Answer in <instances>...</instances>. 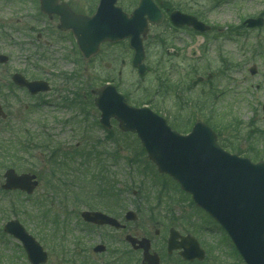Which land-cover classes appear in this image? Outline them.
Segmentation results:
<instances>
[{"label": "rangeland", "instance_id": "obj_1", "mask_svg": "<svg viewBox=\"0 0 264 264\" xmlns=\"http://www.w3.org/2000/svg\"><path fill=\"white\" fill-rule=\"evenodd\" d=\"M65 1L79 12L81 9L88 12L94 2ZM187 1L192 3L193 12L203 13L202 16L214 25V30L206 34L186 35L166 25L156 29L154 33L163 32L169 40L165 45L156 38L149 40L146 48L149 70L140 75L132 65L133 51L127 41L104 45L98 57L85 61L68 34L62 41L56 40L61 36L60 32L57 33L56 22L51 23L42 15L35 0H0V54L10 57L7 64L0 65V84L7 81L13 72L21 71L29 78L50 79L52 85L50 92L36 97L23 90H18L16 97H10L15 95L8 92L0 95V103L9 114L6 122L0 119V145H4L0 151V189L4 172L9 167L18 172L32 170L40 179V186L29 197L17 192L0 191V264H30L20 241L3 231L5 223L13 218H18L49 252L46 264H69L68 259H73L76 264H102L111 255L94 254L96 244L106 243L110 251L114 247L126 248L124 244L111 243L110 229L84 226L79 219V213L88 208V201L108 212L105 200L84 193L81 196L78 180L76 185L70 186L68 195L52 192L55 178L50 169L52 148L38 149L29 146L28 142L23 145L25 135L21 134L24 130L31 132L38 143H43L47 136L56 145H61L62 153L84 150L90 143V139L86 141L89 134L91 141L101 140L107 152L114 151V145L107 146L109 143L102 139L104 131L96 124L100 111L94 105V97L89 94L90 88H98L109 79L119 85L122 93L132 94L134 101H149L148 106L175 127H181V131H188L195 121L207 122L213 128L218 127L219 141L229 149L251 158L262 155L264 159V138L258 130H264V57L251 53L252 47L260 39L264 40V27L248 30L247 27H240L244 19L264 12V0H224L220 4L215 0ZM38 31L48 32L44 39L53 40V43L45 45L43 41L38 42ZM205 46H208L206 54L203 53ZM166 48L171 52L180 51L176 54L178 57L166 53ZM228 63H233L232 68ZM254 64L258 73L251 75L249 68ZM61 73L70 76L69 80H64ZM210 73L213 74L211 83L191 86L197 76L206 78ZM165 75L169 80L179 81L184 90L175 93L165 87L160 89ZM79 87L82 105H89L88 125L80 123L78 108H67L63 104L65 97H72L73 91ZM210 92L215 94L214 101ZM73 118L77 122H64ZM119 139L124 147L121 156L109 153L104 164L107 174L118 180L122 190L120 197L116 194L117 207L113 210L123 221L128 209L137 212L139 218L129 223L130 229L153 240V249L161 253L162 264H183L177 253L171 256L165 253V240L170 227H176L184 234L192 233L201 240L207 258L199 264H245L223 232L210 234L200 229L203 226L214 227L212 220L191 203V198L173 179L160 175L136 136L121 135ZM26 146L27 150H24ZM125 155L138 160L134 162V168L126 166ZM61 158L71 164L76 159L78 164L82 161L81 156L57 155L58 161ZM93 165L96 166L95 163ZM136 169L140 172L137 173ZM71 170L70 175H73ZM96 171L94 168L91 174ZM127 181L134 182L129 192L124 187ZM86 189L90 191L93 187L87 186ZM66 197L68 199H64ZM56 216L59 224L55 221ZM55 226L58 228L55 229ZM82 227H87V232L80 231ZM54 234L53 242L51 238ZM132 256L137 259L135 253ZM85 260L88 261L85 263Z\"/></svg>", "mask_w": 264, "mask_h": 264}, {"label": "water", "instance_id": "obj_2", "mask_svg": "<svg viewBox=\"0 0 264 264\" xmlns=\"http://www.w3.org/2000/svg\"><path fill=\"white\" fill-rule=\"evenodd\" d=\"M40 2L44 13L50 17L53 14L60 16L59 28L73 32L85 59L96 55L105 41L117 42L130 38L135 50L133 63L141 74L145 72L142 38L148 33L145 17L148 16L153 22H160L162 17L152 0H142L131 16L116 6L117 0H101L93 16L76 14L60 0ZM171 19L176 25L187 24L199 31L209 29L196 17L180 11L173 12ZM247 22L249 26H261L264 20L249 19ZM7 61V56L0 55L1 63ZM252 73H255V69ZM13 80L20 86L28 87L33 94L49 90L47 82H29L18 73L13 76ZM200 80L198 78L197 81ZM94 93L97 94L95 104L102 112V125L110 128L111 119L115 118L122 131L136 133L158 170L177 180L185 191L193 195L196 204L227 230L245 262L264 264V161L254 163L249 158L225 151L217 143L215 131L204 122H197L187 135L178 133L165 118L150 108L129 106L113 85H104ZM0 116L6 117L1 106ZM38 184L36 175H19L14 169H8L2 187L31 194ZM83 217L87 221L121 227L118 220L101 212L85 211ZM126 217L129 220L137 219L133 211H129ZM5 231L22 241L33 264L47 261L44 248L19 220L6 223ZM128 240L134 248L144 249L147 264H159V257L149 253L151 245L148 239L138 240L129 236ZM175 249H183L180 254L187 260L205 257V251L195 237L181 236L178 231L171 229L169 252ZM95 250L103 251L104 247L99 246Z\"/></svg>", "mask_w": 264, "mask_h": 264}, {"label": "trees", "instance_id": "obj_3", "mask_svg": "<svg viewBox=\"0 0 264 264\" xmlns=\"http://www.w3.org/2000/svg\"><path fill=\"white\" fill-rule=\"evenodd\" d=\"M162 84H166L168 86H171L170 89H173L174 87L179 86L177 82L173 83V82H169V81H163ZM79 98H80V96L77 94L75 99L68 100L67 102H69L73 105H78ZM88 106H89L88 104L82 105V101H81V106H80L81 116H83L85 114V117H83V119H82L83 122L88 121V111L86 110ZM96 124H98V123L96 122ZM223 126H225V125H223ZM214 127L218 128L216 126H214ZM178 129L180 130L181 127ZM121 135L127 136L129 134L122 133L117 129L109 130L107 132V134L104 138V142L109 143L108 144L109 146H110V144L114 145V147H113L114 151H112V152L106 151V146L103 145L104 143L101 140L96 139L94 141H91L92 137L89 134L87 135L86 141L90 139V143H88L86 145L87 147L84 150H81V152L75 151V152H64V153H62L60 151L61 145H56L55 143H53L51 138H49V139L45 138L43 143H38V140L36 138H32L31 136H29V139L24 141V143L26 145L28 142L29 146L31 145L32 147L38 148V149H40L42 147L46 148V149L52 148V149H50V152H51L50 163H51L52 177L53 176L55 177V178H53V181H52V182H54V184H52L53 188L54 187H61L62 185H64L65 187H68L69 185L73 186V184L76 185L75 181L78 180V182L81 183V186L78 185V187L81 190H85L86 187L89 185H91L93 187V189L90 190V192L88 194H96V193L100 194V195H104V194L116 195L117 194L118 196H120L122 194V190L120 189V187L117 183L118 180L113 179L110 175L107 174L108 173L107 168H105L104 164H105V156H107L109 153L115 154L116 157L121 156V151H122L121 149L122 148L124 149V147H122V145H121V142H118L120 140L119 136H121ZM0 139H1V137H0ZM7 140H11V139H7ZM3 148H4V145H0V151H2ZM24 150H27V148H24ZM57 155L60 157H63V155L66 157L81 156L82 161L80 164H78V162H77L78 159H76V161H73L72 164L68 160H66V159L64 160V158H61V160H63V161H61V160L58 161ZM261 156L255 155L252 157L254 159H259ZM123 158H124V162H125L126 166L130 167V168H134V162L138 161L133 156L125 155V156H123ZM93 162L98 163V170L96 171V173L93 176H91V172H92L91 163H93ZM75 164H78V165L76 166ZM68 168L72 169L71 173L73 175H70V171ZM88 171H90V172L88 173ZM136 172L138 173V172H140V170L136 169ZM74 175L76 176V178L74 177ZM84 178H85V180H84ZM133 185H134L133 181H127L124 184L126 192H129L132 189ZM116 188H118V189H116Z\"/></svg>", "mask_w": 264, "mask_h": 264}, {"label": "flooded vegetation", "instance_id": "obj_4", "mask_svg": "<svg viewBox=\"0 0 264 264\" xmlns=\"http://www.w3.org/2000/svg\"><path fill=\"white\" fill-rule=\"evenodd\" d=\"M89 1V0H88ZM142 0H117V5L121 6L122 9L127 12L128 14H132L133 11L139 6V4L141 3ZM157 8L162 12L163 14V20L161 22V24H155V23H150L149 27H150V31L149 34L147 36V39L145 40V43H148V41L153 40L155 38H157V40H164V37L162 35V32H158V33H154V31L156 29L162 28L163 26H167L170 28H173L176 31H179L181 34H188V33H192V34H196L197 32L194 31L192 32L190 29L186 26L183 27H175L173 26L171 20H170V15L173 11L177 10L180 11L182 13L188 14V15H193L195 17H197L199 20L205 22L208 25H211V23L209 21H207L203 16H202V12H193L192 8V3L187 1V0H177V3H174L175 0H152ZM224 0H217V3L220 4L221 2H223ZM100 0H94L93 4L91 5V9L88 12L83 11V9H81V14H93L98 5H99ZM97 3V4H96ZM70 4V3H69ZM71 5V4H70ZM148 16H146L147 18ZM59 18L57 16H53L52 19H50V21L52 23H54L55 21H57ZM215 27L214 25H211V30H213ZM198 34V33H197ZM44 36V32H39L38 33V39H42ZM46 42V41H45ZM47 44V42H46ZM167 52L169 53L170 50L168 49ZM180 51L176 50V54H179ZM108 66V65H107ZM101 210V209H100ZM107 214H109L110 216L116 217L117 215L115 213H117L116 211L113 210L112 207H110L108 212H105ZM116 215V216H115ZM125 216V215H124ZM119 216H117L116 218H118ZM122 223H125V228L122 229H114L113 227H110L108 225L105 226H99V225H95V224H91V223H86L87 225H89L90 227H94L96 229H100L103 227H106L108 229L111 230V235L109 236L111 243L115 242L117 244H124L126 246V248H118V247H114L111 248V251L109 250V247H107V244H105L106 246V251L104 253H97L94 251V247H93V253L97 254V255H103L106 256L109 253V256L111 255V257L109 259H107V261L103 262L102 264H142V250H133L132 247L130 246V244L127 242L126 237L127 235H135L138 237L139 236L137 233L133 232L130 229L129 223L130 222H123L122 219H119ZM132 223V222H131ZM83 225L85 226V224L83 223ZM80 231H86L85 229H87V227H82L80 228ZM90 229H88L89 231ZM89 233V232H88ZM108 243V241H105ZM101 244L103 242H100ZM137 255V259L133 258V254ZM92 259H94L92 257ZM63 260V259H62ZM88 260H85L84 262L86 263ZM64 262V260H63ZM97 264V263H96Z\"/></svg>", "mask_w": 264, "mask_h": 264}]
</instances>
